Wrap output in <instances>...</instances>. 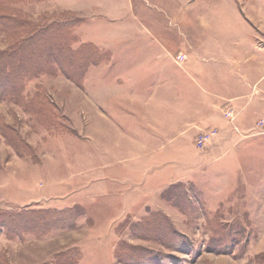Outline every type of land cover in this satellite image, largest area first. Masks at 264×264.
Instances as JSON below:
<instances>
[{"label": "rangeland", "instance_id": "374dc122", "mask_svg": "<svg viewBox=\"0 0 264 264\" xmlns=\"http://www.w3.org/2000/svg\"><path fill=\"white\" fill-rule=\"evenodd\" d=\"M263 10L256 0L1 8L25 31L68 22L70 51L86 61L75 79L55 67L0 100V211L69 216L15 218L18 234L0 230V264H264V72L246 85L264 51L247 56L232 17L260 24ZM23 34L0 31V50ZM165 223L172 245L153 232Z\"/></svg>", "mask_w": 264, "mask_h": 264}, {"label": "trees", "instance_id": "16d2710c", "mask_svg": "<svg viewBox=\"0 0 264 264\" xmlns=\"http://www.w3.org/2000/svg\"><path fill=\"white\" fill-rule=\"evenodd\" d=\"M11 2H18V0H0V9L10 7ZM26 25L27 20L0 13V31L6 36L16 35L21 29L24 31L23 36L15 39L5 50H0V100L5 98H8L7 100L20 99L26 80L39 76L41 73H53L57 71L55 67H59L75 79L78 77V72L81 71V66L85 65L86 57L80 56L78 52L70 51L68 42L73 39L70 31H66L69 29L68 22L51 23L48 26L39 28L32 25L25 31ZM76 50L79 51V47ZM19 212L14 210L11 212L0 211V230L3 228L11 233L17 223L15 218L19 219L21 214L26 215L21 219L27 218L31 223L42 220V223L53 224L58 219L69 217L67 214H63L53 216L54 220H52L49 213L42 214L39 211H36V213ZM152 223L153 220H149L147 224H144L146 231L149 232L146 228L153 225ZM21 224H24L25 228L30 227V224L25 221H22ZM156 226L158 227L153 232L160 236L159 240L165 239L169 245H172L175 241L173 236L176 235L172 225L170 227L165 223L164 225L156 224ZM19 232L18 229L13 231L16 234ZM60 264L68 263L64 261Z\"/></svg>", "mask_w": 264, "mask_h": 264}, {"label": "crops", "instance_id": "0c3cea01", "mask_svg": "<svg viewBox=\"0 0 264 264\" xmlns=\"http://www.w3.org/2000/svg\"><path fill=\"white\" fill-rule=\"evenodd\" d=\"M255 1V0H254ZM259 5L261 6L264 5V0H256ZM236 3H232V7H234ZM264 12V10H263ZM262 13V12H261ZM263 14V13H262ZM233 17V23H235V25L237 24H240L241 26L244 27V29L246 30V32L242 35V40L244 39L245 40V37L247 38V43L244 44V48L242 49H247V56H250L251 54L253 53H261L264 51V26H261L262 23H264V19L263 17H261V19L259 18L258 22L260 24L257 23V21L247 17V20L245 17H242L240 16L239 14H236L235 16H232ZM255 40H259L261 44H258L257 42H255ZM260 45V46H259ZM249 61H247L248 63ZM258 64V67L260 68H248L247 70V79H248V83L246 84V82L244 83H241L242 81H239L240 82V86L242 84V86L244 84L247 85V88L251 87L254 83L249 79V76L248 75H251L253 72L256 73V75L258 77H262L263 75V65L260 64V63H257ZM249 73V74H248ZM255 85V84H254ZM249 91H247L248 93ZM252 100L250 101H247V103H251ZM262 186H264V179H262V183H261Z\"/></svg>", "mask_w": 264, "mask_h": 264}]
</instances>
